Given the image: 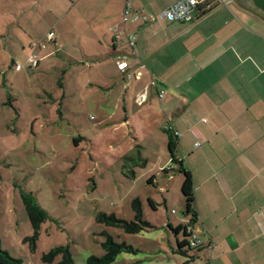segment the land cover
<instances>
[{"label": "crops", "instance_id": "obj_1", "mask_svg": "<svg viewBox=\"0 0 264 264\" xmlns=\"http://www.w3.org/2000/svg\"><path fill=\"white\" fill-rule=\"evenodd\" d=\"M177 1L65 0L72 22L67 30L73 34L77 27L85 42L80 46L90 65L86 70L103 78L111 73V81L89 80L88 87L114 88L118 99L125 102V94L131 95L136 106H146L143 116L125 110L124 123L135 138L137 149L129 157L135 165L148 168L145 151H153L151 142L159 148L153 168L162 180L150 169L148 183L158 187L167 181L182 190L184 176L166 173L178 169L170 142L176 160L191 172L197 219L190 223L184 215L166 222L192 226L205 242L184 264H264V20L233 0H199L191 22L161 20ZM128 3L147 20L125 24ZM127 35L136 37V60L130 58ZM59 39L60 32L56 44ZM93 42L96 50L90 48ZM75 57L81 64L80 54ZM120 61L129 64L126 72ZM137 174L134 170L135 180ZM181 235H175L177 244Z\"/></svg>", "mask_w": 264, "mask_h": 264}, {"label": "rangeland", "instance_id": "obj_2", "mask_svg": "<svg viewBox=\"0 0 264 264\" xmlns=\"http://www.w3.org/2000/svg\"><path fill=\"white\" fill-rule=\"evenodd\" d=\"M56 1L0 0L1 246L23 264H60L63 255L45 260L59 247L74 264H87L90 257L104 255L109 234L135 251L119 255L117 264H184L187 256L179 253L166 222L184 216L185 198L176 183L159 181L153 187L145 176L150 169L160 174L153 168L158 146L151 142L153 151L144 153L148 168L129 159L137 148L124 123L125 110L143 116L146 106H136L131 95L125 94V102L118 99L114 88L88 87L89 80L103 77L85 69L90 66L80 46L85 42L77 27L73 34L67 30L71 16L65 0ZM90 48L96 50V43ZM108 73L101 74L103 83L112 80ZM141 141L150 145L144 136ZM24 195L46 214L38 232ZM150 197L157 210L149 205ZM135 199L141 200L144 221L152 228L128 235L97 222L100 213L133 221Z\"/></svg>", "mask_w": 264, "mask_h": 264}, {"label": "trees", "instance_id": "obj_3", "mask_svg": "<svg viewBox=\"0 0 264 264\" xmlns=\"http://www.w3.org/2000/svg\"><path fill=\"white\" fill-rule=\"evenodd\" d=\"M258 9L264 11V0H252ZM169 151L172 157V163L178 165V169L174 168L170 171H167V174L180 173L184 176V182L182 185V195L185 198V213L186 217H190V223H193L197 219L195 212V193H194V183L193 176L191 172L187 171L182 167V164L179 163L175 158L176 146L173 142L169 143ZM23 201L26 207V210L31 219L33 228L36 232L39 231L41 223L46 220L45 212L36 204L34 198L30 195H24ZM149 205L156 209V205L152 200H149ZM132 211L134 213L135 219L133 221H125L117 218L115 215H107L100 213L97 216V222L100 225H104L109 228H116L122 230L125 234L128 235H137L143 232L146 229L152 228L151 224L144 221L143 218V208L142 202L140 199H135L132 204ZM191 225V224H190ZM170 231L176 236L181 233L185 237L182 242H178V251L180 254L189 257L186 249L190 251H199L204 246L198 248H190L189 244V235L187 234L186 227L173 228L172 226H167ZM106 235V241L102 244L104 250V255L102 257H90L87 260V264H117V258L123 253H134V249L126 244H120L114 240L109 234ZM63 255V261L60 264H74L71 254L64 249L63 247L56 248L52 250L46 257L45 260L48 262L53 261L57 256ZM0 264H23L22 260L13 258L7 251H5L1 246V237H0Z\"/></svg>", "mask_w": 264, "mask_h": 264}, {"label": "built area", "instance_id": "obj_4", "mask_svg": "<svg viewBox=\"0 0 264 264\" xmlns=\"http://www.w3.org/2000/svg\"><path fill=\"white\" fill-rule=\"evenodd\" d=\"M199 0H178L175 2L169 9L165 10L161 13L160 19L164 22L173 23V22H191L195 19V14L200 5ZM211 9L210 6L208 10ZM204 13V12H202ZM140 20H147L146 18H141L137 12L134 14L130 10V4L128 3L127 9L125 12L124 23L127 24L129 22H138ZM49 39L52 40L53 36L49 35ZM127 43L130 47L131 54L136 57V48H137V40L134 35H127ZM31 61H34V58H30ZM118 67L122 72H126L129 67V64L126 61L118 62ZM135 75L137 77L141 76L139 70L135 71ZM128 79L132 78L131 74L127 75ZM164 92H162L159 96L162 98ZM167 130V127L165 128ZM177 136L178 133H175ZM173 167H169L166 171H170ZM187 234L189 235V244L190 248H198L205 245V242L199 238L196 234L192 226H188L186 228Z\"/></svg>", "mask_w": 264, "mask_h": 264}, {"label": "water", "instance_id": "obj_5", "mask_svg": "<svg viewBox=\"0 0 264 264\" xmlns=\"http://www.w3.org/2000/svg\"><path fill=\"white\" fill-rule=\"evenodd\" d=\"M233 1L237 3L242 9L264 20V11L258 9L252 0H233Z\"/></svg>", "mask_w": 264, "mask_h": 264}]
</instances>
